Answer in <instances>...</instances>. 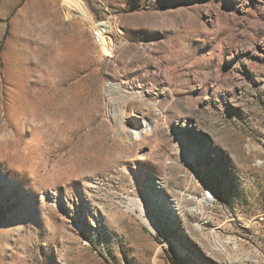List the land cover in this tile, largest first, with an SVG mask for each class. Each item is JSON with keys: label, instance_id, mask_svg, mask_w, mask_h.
I'll list each match as a JSON object with an SVG mask.
<instances>
[{"label": "rangeland", "instance_id": "374dc122", "mask_svg": "<svg viewBox=\"0 0 264 264\" xmlns=\"http://www.w3.org/2000/svg\"><path fill=\"white\" fill-rule=\"evenodd\" d=\"M0 264H264V0H0Z\"/></svg>", "mask_w": 264, "mask_h": 264}, {"label": "bare ground", "instance_id": "6f19581e", "mask_svg": "<svg viewBox=\"0 0 264 264\" xmlns=\"http://www.w3.org/2000/svg\"><path fill=\"white\" fill-rule=\"evenodd\" d=\"M76 2V0H75ZM80 2H78V8L79 10L81 11V13L83 15H85V7L82 5V4H79ZM77 4V3H76ZM95 31L97 33V38L101 41L100 43L102 44H106L107 42H110L109 40H112V35L109 34V25L107 22H100V23H97L95 24ZM112 42V41H111ZM106 47H104L105 49ZM108 49V48H107ZM117 86V85H116ZM117 102V101H116ZM124 102V101H123ZM120 101V103H123ZM125 106V105H124ZM124 112V111H123ZM121 132L122 133H126L128 135H131L133 137V133L130 132L129 130H127L125 128V126L122 127L121 129ZM207 197V196H206ZM204 200H200L198 205H196L193 210L196 211V212H201L202 211V204L204 203L203 202ZM149 221V219H147ZM145 219V221H147Z\"/></svg>", "mask_w": 264, "mask_h": 264}]
</instances>
